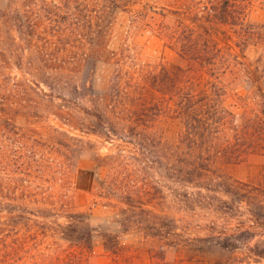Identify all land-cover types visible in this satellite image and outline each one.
<instances>
[{"label":"rangeland","instance_id":"obj_1","mask_svg":"<svg viewBox=\"0 0 264 264\" xmlns=\"http://www.w3.org/2000/svg\"><path fill=\"white\" fill-rule=\"evenodd\" d=\"M36 2L0 0V264H264V92L248 71L263 35L217 21L191 46L185 22L207 0H126L100 46L66 39L45 64L14 39ZM237 10L243 29L264 23V0ZM204 38L231 70L214 53L201 68ZM183 72L233 117L213 135L230 146L192 181L179 169L191 158L175 112ZM69 222L90 247L61 232Z\"/></svg>","mask_w":264,"mask_h":264},{"label":"trees","instance_id":"obj_2","mask_svg":"<svg viewBox=\"0 0 264 264\" xmlns=\"http://www.w3.org/2000/svg\"><path fill=\"white\" fill-rule=\"evenodd\" d=\"M125 2L126 0H94V4H92L89 0H39V2L35 3L33 17L29 15L23 18L21 15L16 14V26L19 34L14 39L26 42L32 51L33 49H37L39 56H41L39 58L40 61L43 60L46 64L48 58L44 48L56 45L57 42L60 43V41L63 42V40L70 39L72 42L81 43L82 46L88 44L100 46L104 41L106 30L114 20L115 11L126 8L127 4ZM238 3H240V0H207L204 10H195L188 17V23L185 22V29L191 33L189 45L195 46L193 41L200 35L199 28L207 31V23L216 24L217 21L236 26V29L242 30L243 35L247 34L250 36L260 33L263 35L264 41V23L260 24L258 30L243 29L244 24L240 21L243 11L237 10ZM41 17L43 21H38L37 18L40 19ZM70 21L76 24L71 25ZM204 39L206 43L203 44V47L198 44L195 47L200 55H203V59L197 60L201 68L206 70L210 68V64L215 65L219 63L218 58L225 64V67H223L225 68L224 72L231 70L230 62L226 58L228 52H225L226 50H223L222 46L214 43L210 44L207 38ZM183 47L188 49L187 44H184ZM202 49L204 50L203 54ZM32 51H30V54ZM212 53L217 56L214 61L211 60ZM86 56L87 58L90 57L89 54H86ZM206 62L209 64L205 65L204 63ZM250 69L248 71L252 85H254L256 90H260L263 93L264 60L262 64H258ZM187 72L174 73L172 77L176 80L174 84V94L177 96V100L175 101L176 117L182 123L179 133L180 140H189L191 147V158H189L187 164L185 163V167L179 168L181 171L180 175L182 174L181 180L192 181L193 176L199 175L200 178H203V175L208 173L211 169V156L214 152L227 150L230 142L227 141L221 148L216 147V140L213 138V135L223 131L224 126L227 123L230 124L233 117L230 111L214 102L207 88L202 86L196 87L195 72H191L190 74H187ZM184 78L188 79V88L184 82ZM217 78L216 80H209L211 85H214L216 82L219 83ZM46 83L51 87V83ZM99 115L103 116L102 114ZM229 127L233 128L232 126ZM237 137L240 136L238 135ZM60 227H63L61 232L68 235V237L83 240V243L87 246L90 243L91 232L88 229L85 228L86 232L84 233V230L72 222Z\"/></svg>","mask_w":264,"mask_h":264}]
</instances>
